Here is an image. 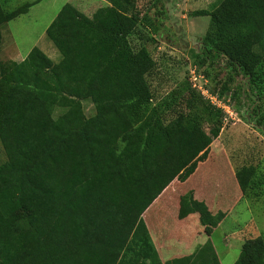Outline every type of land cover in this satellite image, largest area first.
<instances>
[{
  "label": "trees",
  "instance_id": "16d2710c",
  "mask_svg": "<svg viewBox=\"0 0 264 264\" xmlns=\"http://www.w3.org/2000/svg\"><path fill=\"white\" fill-rule=\"evenodd\" d=\"M106 1L89 16L61 6L45 30L57 63L36 46L20 61H0V264H220L210 239L163 261L146 220L165 225V191L211 151L199 177L223 168L203 128L218 131L222 111L191 82L156 98L148 79L156 63L129 40L141 21L126 9L132 0ZM29 6L6 10L0 1V45L1 26ZM194 13L209 17L194 62L224 59L230 72L211 92L226 98L241 75L247 96L259 98L264 0H218ZM83 100L93 103L92 115ZM54 109L61 111L51 119ZM254 112L264 131V110ZM253 173L252 166L234 171L243 194ZM210 209L192 192L180 194L175 229L158 231L162 244L193 241L200 224L210 235L227 216L224 205ZM233 264H264V238L244 240Z\"/></svg>",
  "mask_w": 264,
  "mask_h": 264
},
{
  "label": "rangeland",
  "instance_id": "374dc122",
  "mask_svg": "<svg viewBox=\"0 0 264 264\" xmlns=\"http://www.w3.org/2000/svg\"><path fill=\"white\" fill-rule=\"evenodd\" d=\"M0 1L6 10L30 3L27 12L1 26L0 61H20L36 46L54 63L61 56L47 38L45 30L61 6L70 3L89 16L97 8L107 4L106 0ZM215 2L218 0H132L128 3L127 11L137 13L141 20L129 36L130 43L134 49L145 47L156 63L148 77L156 98L177 89L184 82L192 83L194 69L207 78L210 91L217 90L229 76L224 59L214 63H196L193 57L209 22L208 16L195 15L194 12L209 9ZM244 82L241 75H234L228 83L230 93L227 96L236 112L235 118L226 125L221 123L218 131L211 124L203 125L204 130L212 137L211 148L216 150L211 159L217 160L218 154L219 160H222L220 165L223 168H216L215 173L220 175L221 180L214 190L222 197V207H226L227 216L213 228L210 235L206 234L204 226L198 221L200 226L193 241L175 243L169 240L167 246L163 245L158 231L171 224L175 229L173 219L179 195L205 187L175 181L164 193V197L167 195L165 201L171 207L164 217L165 225L161 227L157 219L146 220L151 239L163 261L189 254L210 239L220 264H233L244 240L259 235L264 238V131L256 125L254 114V109L264 110V93L259 98L248 97L244 92ZM82 107L86 116L94 113V105L90 100H83ZM60 111L54 109L50 112V118H55ZM211 153L212 151L208 157ZM4 159L0 143V162ZM242 166L254 168L251 184L244 194L234 177V171ZM210 211L216 212L215 209ZM148 212V216L152 217V212Z\"/></svg>",
  "mask_w": 264,
  "mask_h": 264
},
{
  "label": "crops",
  "instance_id": "0c3cea01",
  "mask_svg": "<svg viewBox=\"0 0 264 264\" xmlns=\"http://www.w3.org/2000/svg\"><path fill=\"white\" fill-rule=\"evenodd\" d=\"M209 158V157H208ZM208 158L205 161L199 162L195 171L185 180L184 184H196L197 186H205L196 190L193 193V196L197 199L204 200L212 209H218L224 204L222 201V197L218 195V193L214 190L217 186V182H220V175H216L215 173H211L208 178H201L198 175V171L203 164H206ZM205 166V165H204ZM235 177V176H234ZM236 180V179H235ZM211 188V189H210ZM203 189V190H201ZM195 190V189H194ZM221 200V202H220Z\"/></svg>",
  "mask_w": 264,
  "mask_h": 264
},
{
  "label": "built area",
  "instance_id": "2783aa9c",
  "mask_svg": "<svg viewBox=\"0 0 264 264\" xmlns=\"http://www.w3.org/2000/svg\"><path fill=\"white\" fill-rule=\"evenodd\" d=\"M208 80L203 74H199L196 69L192 71V86L200 90L201 94L210 102L211 105L222 111V124L226 125L233 120L236 112L230 102V97H219L216 93H212L208 87Z\"/></svg>",
  "mask_w": 264,
  "mask_h": 264
}]
</instances>
